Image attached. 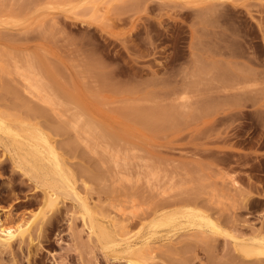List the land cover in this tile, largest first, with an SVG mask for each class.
<instances>
[{"label":"rangeland","instance_id":"obj_1","mask_svg":"<svg viewBox=\"0 0 264 264\" xmlns=\"http://www.w3.org/2000/svg\"><path fill=\"white\" fill-rule=\"evenodd\" d=\"M263 128L264 0H0V220L31 236L0 264H258Z\"/></svg>","mask_w":264,"mask_h":264},{"label":"bare ground","instance_id":"obj_2","mask_svg":"<svg viewBox=\"0 0 264 264\" xmlns=\"http://www.w3.org/2000/svg\"><path fill=\"white\" fill-rule=\"evenodd\" d=\"M29 72V71H28ZM22 73V72H21ZM31 73H33V72H31ZM29 74V73H28ZM22 75V74H21ZM30 75H32V74H30ZM23 77V76H22ZM24 77H25V75H24ZM23 77V78H24ZM39 77V76H38ZM22 78V79H23ZM43 79V78H42ZM38 80L36 79V82H37ZM44 81V80H43ZM23 82V81H22ZM25 90H26V93L27 94H29V96H31V98H37V99H39V97H41L42 96V100L43 101H48V100H50L49 98H48V100H47V97H46V95H44L45 94V86H44V88H41L40 87V80L38 81L39 82V84H36V82L34 81V79H33V77L32 76H28V75H26V77H25ZM37 82V83H38ZM24 84V83H23ZM45 84H46V81H45ZM48 84V83H47ZM24 87V86H23ZM48 87H49V85H48ZM240 89V88H239ZM47 90V89H46ZM225 91H227V90H225ZM25 92V91H24ZM47 94V93H46ZM49 96V95H48ZM51 98V97H50ZM72 98V97H71ZM53 101V100H52ZM44 103V102H43ZM46 103V102H45ZM48 103V102H47ZM50 103V102H49ZM78 103V102H77ZM44 105V104H43ZM242 105V104H241ZM246 108V107H245ZM152 111V110H151ZM41 112V111H40ZM45 113V112H44ZM153 113V112H152ZM157 114V113H156ZM45 115V114H44ZM134 116V115H133ZM136 116V115H135ZM160 116V115H159ZM138 117H140V115L138 116ZM147 119V121H148V124H149V126H152L153 124H152V122L150 123L149 122V120H148V118H146ZM159 119V118H158ZM160 119H162L161 118V116H160ZM127 120V119H126ZM134 120V119H133ZM155 121H154V123L156 122V120L157 119H154ZM147 121L145 122V123H147ZM136 122V121H135ZM141 122V121H140ZM147 124V125H148ZM158 124V123H157ZM144 125H146V124H144ZM163 125H164V123H163ZM169 125V124H168ZM121 126V125H120ZM171 127V126H170ZM107 129V128H106ZM157 129H159V128H157ZM264 129V128H263ZM148 130H150V128L148 129ZM152 130V129H151ZM155 130V129H154ZM27 131H28V129H27ZM104 133H105V130H104ZM110 133H112V132H110ZM114 133V132H113ZM115 134H117V133H115ZM112 135V134H111ZM46 136V135H45ZM110 136V135H109ZM118 136V135H117ZM116 137V136H115ZM114 137V138H115ZM121 138H123L122 136H120ZM29 138H31V139H33L34 141H39V142H44L45 143V145L47 144V146H49L48 144L50 143L48 140L49 139H46L45 137H44V133L41 131V130H37V132H30V135H29ZM113 138V139H114ZM117 138V137H116ZM31 139H29L30 141H31ZM124 139V138H123ZM120 141V140H119ZM124 142H126L125 140H123ZM19 142L20 141H18L17 140V144H19ZM20 144H22V143H20ZM19 144V145H20ZM30 144V143H29ZM34 144V143H33ZM35 144H37V143H35ZM35 144H34V146H30V147H16L15 149L17 150L16 151V154H17V157H16V162H17V166L19 165V164H21V165H23L22 163H26V164H29V163H31L30 161V157H36L37 156V154L34 152L35 150H33V148L35 147ZM51 144V143H50ZM124 144V143H123ZM131 144V143H130ZM31 145V144H30ZM52 145H53V143H52ZM49 146V147H54V146ZM125 145V144H124ZM46 146V147H47ZM131 146H132V144H131ZM130 146V147H131ZM43 147V146H42ZM48 147V149H50ZM129 147V146H128ZM55 148V147H54ZM53 148V149H54ZM47 149V148H46ZM47 151H50V152H52L53 150H52V148L50 149V150H47ZM36 155V156H35ZM37 157H39V156H37ZM128 157V156H127ZM40 158V157H39ZM32 164H29V166H31ZM124 165V164H123ZM125 166V165H124ZM142 166H143V164H142ZM141 166V167H142ZM150 166V165H149ZM120 167H121V165H120ZM153 169V168H152ZM122 172V171H121ZM129 172V171H128ZM155 172V171H154ZM153 172V173H154ZM131 173V172H130ZM150 173V172H149ZM158 173V172H157ZM125 174V173H124ZM151 174V173H150ZM227 174V173H226ZM225 174V175H226ZM153 175V174H152ZM227 176V175H226ZM224 177V176H223ZM156 179V178H155ZM61 182V181H60ZM148 182V181H147ZM146 182V183H147ZM161 183V182H160ZM224 183V182H223ZM239 183V182H238ZM238 183H233V186H231V187H233L234 189H235V187H237L236 185L238 184ZM57 184V183H56ZM66 184V183H65ZM61 185V184H60ZM67 185V184H66ZM66 185H64V183H62V185L61 186H59V189H61V188H63V190L65 191V192H63V193H65L66 194V191L68 190V188L69 187H67ZM232 185V184H231ZM151 186V185H150ZM149 186V187H150ZM151 188V189H150ZM149 189L150 190H155V192H151V193H149V194H152L153 196H158V195H160V198H161V196H164L163 194H164V192H162L161 190H160V188L158 189V186H155L154 185V187H150ZM57 189V188H56ZM56 189L55 190H52V192L50 191H46L47 193L45 194V202H46V204H49L50 206L51 205H53V204H57L58 202H57V199H59V196L62 194V193H60L59 192V190L58 191H56ZM146 189H148V188H146ZM51 190V189H50ZM70 190V189H69ZM233 190V189H232ZM237 190V189H236ZM240 190V189H239ZM239 190H238V192H239ZM156 191H157V193H156ZM71 192V191H70ZM69 192V193H70ZM158 192H159V194H158ZM161 192V193H160ZM145 193V192H144ZM58 194H60V195H58ZM166 194V193H165ZM64 195V194H63ZM149 196V195H148ZM168 196V195H167ZM158 198V199H157ZM156 198V201L157 200H159L160 198L159 197H157ZM162 198H164V197H162ZM161 198V199H162ZM86 199V198H85ZM160 199V200H161ZM178 199V198H177ZM155 199H153V201H154ZM159 200V203L161 202ZM166 200L167 199H165V202H166ZM171 200V199H170ZM170 200H168L169 201V203H168V205L167 206H170L169 204H171L172 205V203L175 201H170ZM84 201H87V199L86 200H84ZM156 201H154V202H156ZM162 201H164V200H162ZM184 201V200H183ZM183 201L181 202V203H183ZM185 201H187V200H185ZM57 202V203H56ZM165 202H163L164 203V205H166L165 204ZM171 202V203H170ZM162 203V202H161ZM162 203V204H163ZM177 203H180V201H178ZM176 202H175V204L176 205H178ZM185 203V202H184ZM192 203V202H191ZM196 203V202H195ZM85 204H87V202H85ZM89 204V203H88ZM87 204V205H88ZM157 204V203H156ZM162 204H158V206L156 205V207L158 208V209H154L155 210V221H154V223H158V224H168V223H170V221H172V218L174 217V216H176V217H178L177 215H180V214H182V215H180V216H183V213L184 214H186V212L188 213V211H194L193 210V208L192 207H190V206H186L185 207V209H184V211L182 210H175V213L173 212V213H166V212H163V210H161L162 212H160V207H163L164 205H162ZM174 204V203H173ZM174 204V205H175ZM186 204H188V203H186ZM193 204V203H192ZM83 205V207L85 206V208H87L86 206L87 205H84V204H82ZM154 205V204H153ZM182 205V204H181ZM191 205V204H190ZM56 206V205H55ZM166 207V206H165ZM164 207V208H165ZM155 208V207H154ZM180 208L182 209V207L180 206ZM89 209V208H88ZM87 210V209H86ZM153 210V211H154ZM152 213V212H151ZM105 215V214H104ZM104 215H102V216H104ZM110 215L108 214V216L107 215H105L104 216V219L107 217H109ZM125 216H126V214H125ZM206 216V221L208 222H206L207 224H210L211 225V228H212V230L213 229H215V231L217 230V229H219V224L216 222V221H214L212 218H211V216H209V215H205ZM120 217H122L121 216V213H120ZM123 217H124V215H123ZM176 217H175V219H176ZM202 217H204V216H202ZM110 218V217H109ZM112 219L114 218V217H111ZM110 218V219H111ZM125 218V217H124ZM126 218H128V219H130V220H132L131 219V217L129 218V217H126ZM115 219V218H114ZM121 219V218H120ZM120 219H119V221H120ZM123 219V218H122ZM127 219V220H128ZM115 220H117V221H115ZM114 221L116 222V225H117V223H118V226H116L115 225V227L116 228H118L119 226H120V228L121 227H123L122 229H124V232L125 231H127L128 232V235H129V229L127 230V228H129V227H127L126 225L127 224H124V223H122L123 222V220H121L120 221V223L122 224V225H119L120 223L118 222V219H115ZM127 220H125V222H128ZM129 220V221H130ZM204 220H205V217H204ZM113 221V220H112ZM4 223L5 222H3L2 220H0V249H2V248H4V249H7L8 250V248L10 249L11 247H12V245H13V242L17 239V237L18 236H21V237H19V240H20V238H23L25 235L27 236H29V231H25L26 229V227H25V225H23V226H19L18 228H10V227H5L4 226ZM29 223V222H28ZM129 223L130 222H128V225H129ZM26 224V223H25ZM113 224V223H112ZM151 224H152V222H151ZM27 225V224H26ZM112 226H114V224L112 225ZM24 227V228H23ZM98 227V226H97ZM111 227V226H110ZM125 227H127L126 229H125ZM100 228V227H99ZM27 229H29V228H27ZM202 229H204V228H202ZM111 231V230H110ZM118 231H119V229H118ZM214 231V230H213ZM27 234H26V233ZM123 232V234H121V241H120V239L118 240V241H120V242H129L130 241V239L132 238V237H127V234L126 233H124ZM201 232H202V230H201ZM117 233V232H116ZM204 233H206V232H204ZM31 234V233H30ZM207 234V233H206ZM26 236L24 237V239L26 238ZM120 236V235H119ZM29 237H31V236H29ZM143 237H145V236H143ZM31 239V238H30ZM148 237L146 238V240L144 241V243L145 244H148L149 242H148ZM151 242V241H150ZM142 244V243H141ZM239 244V245H238ZM237 245L239 246V248H240V251L243 253V255H245L246 256V258H249V259H254L255 260V262H257L258 264H262L263 262H264V236H261L260 234H257V235H254L253 237H251V238H249V239H239L238 240V243H237ZM148 246V245H147ZM131 247V245L130 244H128L127 246H126V248L128 249V248H130ZM177 248V247H176ZM175 248V249H176ZM4 251V250H3ZM11 252V251H10Z\"/></svg>","mask_w":264,"mask_h":264}]
</instances>
